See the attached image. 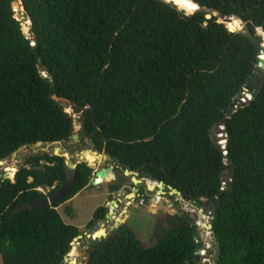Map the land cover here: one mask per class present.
Instances as JSON below:
<instances>
[{
	"label": "trees",
	"instance_id": "trees-1",
	"mask_svg": "<svg viewBox=\"0 0 264 264\" xmlns=\"http://www.w3.org/2000/svg\"><path fill=\"white\" fill-rule=\"evenodd\" d=\"M17 1L0 0V161L68 141L81 124L83 139L122 175L213 206L216 264H264V77L229 117L260 74L264 0H190L201 7L191 16L165 0H23L34 43L15 17ZM229 17L246 30L232 32ZM221 120L225 150L212 140ZM94 177L81 164L72 192L53 206L43 204L67 182L64 158L33 157L14 180L0 179L3 264H65L75 239L109 216L99 208L82 232L58 212ZM199 231L191 216H170L157 221L149 246L126 223L91 240L85 264H202Z\"/></svg>",
	"mask_w": 264,
	"mask_h": 264
},
{
	"label": "rangeland",
	"instance_id": "rangeland-1",
	"mask_svg": "<svg viewBox=\"0 0 264 264\" xmlns=\"http://www.w3.org/2000/svg\"><path fill=\"white\" fill-rule=\"evenodd\" d=\"M21 1L22 0H18L13 4L16 13L15 17L21 22L23 32L26 34L27 38L34 43V37L31 33V24L27 25L28 19L24 16ZM208 18H211V16H208ZM245 30L246 25L241 22V27L238 29L235 28L233 31L242 32ZM258 33L264 38V33H262V31H259ZM44 76L47 75L44 74ZM263 77V72L259 75L256 74L251 84L252 88L250 90L245 88L241 96L252 97V92L257 91L263 85ZM58 101L65 108L66 112H69L70 115L75 117L73 106L69 104V102ZM81 129L83 130L81 124H78L75 128V135H81L83 132ZM92 147L95 146L90 140H84L81 138L79 142H76L71 138L58 145L22 148L6 159L3 165H0V179H5L7 174L9 176L8 179L14 180L15 175L20 169L27 166L28 159L46 155L54 156L55 148L60 149L57 153H61L63 156H68V158L63 157L65 163L71 162V164L76 165L85 157V155L91 153L90 149ZM82 152L84 153L83 155ZM108 158V155L101 151L99 159L96 163H93L96 164V167L93 170L95 175L96 172L105 169L109 173V178L103 180L100 184H96L94 177L91 185L87 189L58 210L67 225L77 227L82 232H86L84 230L93 220L95 212L101 207H106L109 209V214H113V217L109 219L107 217V221L95 225L92 231L95 232L103 226L106 230H109L117 219H121V223L127 221V223L130 224V227L141 236L142 240L151 246L154 244L153 231L157 221L166 220V218L170 216L174 217L179 214H187L196 219V225L199 223L200 225L198 226H201V231H199V244L205 246L203 253L199 251L201 263L216 264V243L215 239L212 237V232L210 231L209 226V223L213 218V214H211L212 212H205L204 207L198 204L185 202L178 195L171 194L168 189H164L163 194L160 189V184L149 178H140L139 174H131L130 176L122 175V170L118 166H114L107 161ZM88 164L89 163H87V165ZM110 168L112 171H109ZM134 176L137 180H142V184L134 185L132 181ZM148 182L155 183L154 185H156V189L154 192L149 191ZM111 185L119 186V191L111 193ZM137 190L139 191L140 196L137 195ZM49 192L50 190L46 191V193ZM133 194H136L134 199L131 198V195ZM113 203H118L119 207L116 208ZM43 205H45V203ZM37 206L38 205H31L28 206V208ZM87 233L89 232H86V234ZM90 241L91 239L86 237L76 242L74 247L77 250L75 251V254L70 257V260L76 261L77 264H85ZM0 264H3L1 254Z\"/></svg>",
	"mask_w": 264,
	"mask_h": 264
},
{
	"label": "water",
	"instance_id": "water-1",
	"mask_svg": "<svg viewBox=\"0 0 264 264\" xmlns=\"http://www.w3.org/2000/svg\"><path fill=\"white\" fill-rule=\"evenodd\" d=\"M167 1L168 3H170L171 5H173L174 7L178 8L182 14L184 15H188V16H191L193 15L194 13H191L189 12L186 8L184 7H181L179 4H177L176 2H174L173 0H165ZM190 1V0H189ZM193 2V1H191ZM194 3V2H193ZM21 4L23 6V11H24V16H26V9L24 7V3H23V0L21 1ZM196 4V3H195ZM199 9L201 10V7L196 4ZM215 16H220L219 13H215ZM236 18L234 17H229V18H226L225 19V22L229 25V29L234 32V28L232 27V23L233 21L235 20ZM242 22V21H241ZM243 23V22H242ZM244 24V23H243ZM264 33V32H262ZM25 34V33H24ZM259 34V33H258ZM26 35V34H25ZM36 41V39H34V42ZM262 44L260 46V57H259V62H258V73H264V60L262 59V57L264 56V38L262 39ZM252 88L251 84H249L246 89L250 90ZM258 94V91H255L253 93V98ZM252 101L249 99V96H241L239 99H238V106L232 108L229 110V117H231L234 113H236L240 108H245L247 107ZM68 114H70L69 112H67ZM81 131H83L81 129ZM82 138L81 135H74L72 137L73 140H75L76 142H79L80 139ZM212 140L215 142V145L216 147L219 149V150H225L226 149V143H227V140H228V135H227V131H226V128L224 126V120H221L216 126L215 128L213 129L212 131ZM62 142H59V143H54V144H45V143H40V145L42 146H53V145H58V144H61ZM57 149L58 148H55V155L54 156H57V157H65V158H68V156H63L61 153H57ZM91 151V154H96V155H101V151L98 150V149H95L94 147L90 149ZM84 153L82 152V155ZM225 155H227V153H225ZM4 163V161H0V165H2ZM83 163H88L87 161L85 160H80L79 163H77L76 165H73L71 164V162L69 163H66V172H67V182L65 183V185L59 190L57 191L52 197L48 198L45 202V206H53L54 203L58 200H63L65 199L66 197H68L70 195V193L72 192L73 188H74V185H75V181L77 179V175H78V167L83 164ZM227 166H230V167H234V164L232 162H227L226 163ZM88 166L91 168V169H95L96 167V164H88ZM109 171H112V169L110 168ZM131 174H134L132 172H130L129 170H126L125 171V176H130ZM9 176L6 174L5 176V179H8ZM95 183L96 184H100L103 180H106L109 178V173L105 170V169H102L100 171H98L95 175ZM233 178V174H224L222 176V179H223V183L224 185H226V183H228L229 181H231ZM148 179V178H147ZM132 181H133V184L134 185H140L142 184V180H137L135 178V176L132 178ZM160 189L161 191L163 192L164 189H166V185L165 183L163 182H160ZM151 188L153 189V191L151 190ZM156 189V185H154L153 187H149V191L150 192H154ZM168 190L170 191L171 194H176L178 195L179 197H181L183 199V196H182V193L179 192L178 190L174 189L173 187H168ZM164 194V192H163ZM135 197H136V194H133ZM132 196V195H131ZM115 204L116 208L119 207L118 203H113ZM210 212L213 211V206H211L209 208ZM213 214V213H212ZM113 217V214H109L108 216V219L109 218H112ZM214 217L215 215L213 214V218H212V221L209 223L210 225V231L212 232L213 230V221H214ZM193 218V217H192ZM193 220L195 221L196 219L193 218ZM127 221L121 223V219H117L114 223V225L109 229V230H106L105 227L103 226L102 228L96 230L95 232L92 231V230H89V233H87L86 235H80L78 238L75 239L74 243H73V250L72 252L69 254V256L65 259V264H77L76 261H71L70 260V257H72V255L75 254V251L77 250L74 246H75V243L84 239L85 237L91 239V240H100V239H106L109 237V235L114 232L116 229H118L121 225L123 224H126ZM103 235H100L101 233H103ZM204 248V245L203 244H199V247H198V250H197V253H196V258L199 262L200 261V258H199V251L201 249Z\"/></svg>",
	"mask_w": 264,
	"mask_h": 264
},
{
	"label": "bare ground",
	"instance_id": "bare-ground-1",
	"mask_svg": "<svg viewBox=\"0 0 264 264\" xmlns=\"http://www.w3.org/2000/svg\"><path fill=\"white\" fill-rule=\"evenodd\" d=\"M174 2H176L177 4H179L181 7H184V8H186L189 12H191V13H194V12H196V11H198V9H199V7L195 4V3H193V2H191V1H189V0H173ZM19 5V4H18ZM238 20V19H237ZM240 21V20H239ZM234 22V21H233ZM241 22V21H240ZM31 23H30V21L28 20V22H27V25H30ZM26 27V26H25ZM263 59V58H262ZM264 60V59H263ZM60 151V149H57V152H59ZM99 159V155H92L91 153H88L87 155H85V157L84 158H82L81 160H85V161H87L89 164H93V163H96L97 162V160ZM94 160V161H93ZM4 164V163H3ZM2 164V165H3ZM155 184V183H154ZM154 184L153 183H150V182H148V187H152V186H154ZM151 190L153 191V189L151 188ZM131 198L132 199H134L135 198V196L134 195H132L131 196ZM114 206H115V204H114ZM116 207V206H115ZM104 234V232L103 233H101L100 235H103Z\"/></svg>",
	"mask_w": 264,
	"mask_h": 264
},
{
	"label": "flooded vegetation",
	"instance_id": "flooded-vegetation-1",
	"mask_svg": "<svg viewBox=\"0 0 264 264\" xmlns=\"http://www.w3.org/2000/svg\"><path fill=\"white\" fill-rule=\"evenodd\" d=\"M82 138H83V137H82ZM92 148H93V147H92ZM94 148L97 149L96 147H94ZM103 152H104V151H103ZM107 161H109V162L112 163L114 166H116V164H115L110 158H108ZM96 173H97V172H96ZM95 175H96V174H95ZM136 193H137L138 196H140L138 190L136 191ZM204 211H205V212H207V211L210 212V210H207L206 208H204Z\"/></svg>",
	"mask_w": 264,
	"mask_h": 264
},
{
	"label": "built area",
	"instance_id": "built-area-1",
	"mask_svg": "<svg viewBox=\"0 0 264 264\" xmlns=\"http://www.w3.org/2000/svg\"><path fill=\"white\" fill-rule=\"evenodd\" d=\"M249 99L252 101L253 99H252V97L251 96H249ZM212 214V213H211ZM198 225H200L199 223H197V226ZM198 227H200L201 228V226H198ZM205 249H203L201 252L203 253V251H204Z\"/></svg>",
	"mask_w": 264,
	"mask_h": 264
}]
</instances>
